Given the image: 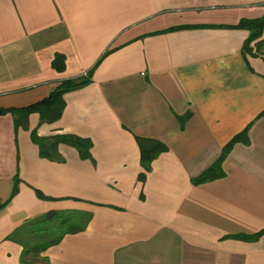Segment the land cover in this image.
Here are the masks:
<instances>
[{"label": "crops", "instance_id": "crops-1", "mask_svg": "<svg viewBox=\"0 0 264 264\" xmlns=\"http://www.w3.org/2000/svg\"><path fill=\"white\" fill-rule=\"evenodd\" d=\"M263 16L264 0H0V110L47 99L111 51L56 123L32 114L16 132L0 116L1 203L21 181L0 211V264H22L7 238L26 221L74 211L91 220L48 264H264V235L235 239L264 230V55L243 54L248 31L219 28ZM247 128L224 177L193 184ZM35 129L90 140L92 159L63 144L62 162L42 159ZM137 138L167 147L149 172Z\"/></svg>", "mask_w": 264, "mask_h": 264}, {"label": "trees", "instance_id": "trees-1", "mask_svg": "<svg viewBox=\"0 0 264 264\" xmlns=\"http://www.w3.org/2000/svg\"><path fill=\"white\" fill-rule=\"evenodd\" d=\"M221 29L246 30L249 32L243 46V54L251 57H258L260 49L264 45V16L255 19H243L235 26H219ZM181 28H174L166 32L176 31ZM165 33V32H163ZM106 52L99 62L89 71L87 76L77 80H68L61 83L51 95L36 104L28 107L0 110V116L11 114L14 120L15 131L19 129L29 130V117L32 114H38L40 117L39 125L53 124L62 118L66 108L64 96L70 92H74L89 86L95 70L98 68L102 60L110 53ZM52 67L57 72L65 70V58L62 55H56ZM249 128L235 136L231 142L223 149L219 159L202 175L193 179L195 185L205 184L210 181L218 180L224 177L222 171L223 162L229 156L233 147L240 143L249 144L248 139ZM32 142L38 146L39 155L42 159L50 161L62 162L63 159L59 155V146L61 144L73 147L77 150L82 160H91L92 142L88 139L79 138L74 135H55L47 138L40 137L37 129L31 131ZM140 148V164L141 167L149 172L152 162L162 153L167 151V147L160 142L151 139L137 138ZM139 179L145 180V174H141ZM19 173L14 179V188L10 199L6 203L0 202V211L6 207L11 200L18 194L20 184ZM39 198H44L40 192H37ZM91 220V215L79 212H49L40 217L26 221L22 226L17 228L7 239L19 244L23 251L21 254L22 264H48V259L42 257L49 248L58 245L67 235L83 232ZM264 235V230L253 236H237L235 239L242 241H257Z\"/></svg>", "mask_w": 264, "mask_h": 264}, {"label": "rangeland", "instance_id": "rangeland-1", "mask_svg": "<svg viewBox=\"0 0 264 264\" xmlns=\"http://www.w3.org/2000/svg\"><path fill=\"white\" fill-rule=\"evenodd\" d=\"M260 54L261 55H264V45L261 47V49H260Z\"/></svg>", "mask_w": 264, "mask_h": 264}]
</instances>
